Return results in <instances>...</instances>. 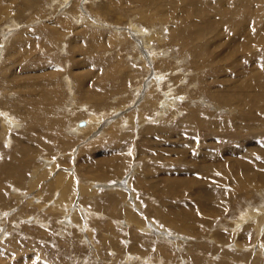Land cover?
Returning a JSON list of instances; mask_svg holds the SVG:
<instances>
[{"label": "rangeland", "instance_id": "obj_1", "mask_svg": "<svg viewBox=\"0 0 264 264\" xmlns=\"http://www.w3.org/2000/svg\"><path fill=\"white\" fill-rule=\"evenodd\" d=\"M64 1L0 0V264H264V189L229 187L216 204L223 186L206 177L226 165L214 154L264 153L245 129L208 133L236 81L250 94L232 108L252 100L242 114L264 122V0H201L178 43L167 7L164 19L138 0Z\"/></svg>", "mask_w": 264, "mask_h": 264}, {"label": "bare ground", "instance_id": "obj_2", "mask_svg": "<svg viewBox=\"0 0 264 264\" xmlns=\"http://www.w3.org/2000/svg\"><path fill=\"white\" fill-rule=\"evenodd\" d=\"M70 0H66L64 1L65 4H67ZM148 1H151V0H138V4L143 6V7H146V8H150L152 10L149 9L150 12H154L155 13V16L156 18L158 17H161V18H164V19H168V12L166 10H164V8H168L170 11H169V17L172 21V23H174V28L173 29H169V39H172L174 40V42H177L181 40V37H180V32L182 30H186V28H188V26H190V24L195 21L194 19H191L189 15H186V12H184V14H182L180 16V14L183 12V11H191V10H195V8H199V6L203 5V2L201 0H184L186 2V4H184L183 0H165V1H162V0H158L154 2V6H152L150 3H147ZM223 1V4H220L218 7H224V4H227V2H225L224 0ZM176 2L178 3V8H175V7H172L173 3ZM236 2H242L241 0L238 1L236 0ZM255 2V0H250V3H253ZM212 3H216V2H212ZM61 5V4H60ZM238 5V3H235V6L231 9V10H236L235 13H231L233 15L232 16V19H231V24L230 27L232 29H234L236 32H238L236 30V27L235 25L233 24H236L239 17H240V14H236L238 12V8H240V6H238V8L236 7ZM255 5V4H254ZM262 6V5H261ZM179 7H183L182 9L179 8ZM226 7V6H225ZM229 8V7H228ZM243 10V8H240ZM70 9H67L66 10V14H69V11ZM245 13H247L246 10H243ZM220 13L222 14V16H224V12L221 10ZM241 13V12H240ZM83 13H81L82 15ZM69 16V15H68ZM180 16L179 20H178V17ZM215 18V16H214ZM178 20V21H177ZM241 20V18H240ZM249 23V22H248ZM244 24V23H243ZM251 24V23H250ZM259 25V23L257 24ZM134 27V26H133ZM241 28V27H240ZM239 28V29H240ZM250 28V26H249ZM250 30V29H249ZM215 31V30H214ZM241 31V30H240ZM57 32V31H56ZM140 32V30L138 31ZM136 34V33H135ZM139 34V33H138ZM137 34V36H138ZM206 34V33H205ZM212 34V33H211ZM255 35V34H254ZM142 37V33L141 35H139ZM156 36H159L160 40H165L163 34H160V33H157ZM240 36H244V40H243V44L244 46L248 45L247 47L249 48L250 47V33H240ZM118 37V35H117ZM123 37V35H122ZM202 37V36H201ZM149 39V38H148ZM168 39V37H167ZM203 39V38H202ZM144 40V39H143ZM63 42V41H62ZM139 42H142V38ZM138 42L139 46L141 45L140 43ZM222 42V41H221ZM55 43V42H54ZM208 43V42H207ZM216 43V42H215ZM221 44V43H220ZM182 46H186V45H189L187 43H183L181 44ZM54 46V45H53ZM215 47V46H214ZM221 47V46H220ZM207 48V47H206ZM50 50H52V48H50ZM215 50V49H214ZM192 52V51H191ZM50 54V53H49ZM156 53H154L155 55ZM213 54V53H212ZM211 54V55H212ZM159 55V54H157ZM156 55V57H157ZM210 55V54H209ZM216 55V54H214ZM161 56V55H160ZM204 56V55H203ZM162 57V56H161ZM160 57V58H161ZM205 57V56H204ZM203 57V58H204ZM210 57V56H209ZM220 57V56H219ZM155 59V58H154ZM164 59V58H163ZM166 59V58H165ZM152 60V58H151ZM193 60V59H192ZM198 60V59H197ZM224 60V59H223ZM167 61V60H166ZM199 61V60H198ZM202 61V60H201ZM222 61V60H221ZM180 62V61H179ZM176 63V62H175ZM210 63V62H209ZM179 64V63H178ZM200 65V62L199 64ZM197 65V67H198ZM202 65V64H201ZM255 65V64H254ZM174 66V65H173ZM196 66V65H195ZM220 67L221 65H217L216 68H219V70H215V74L219 73L220 72ZM172 69V68H171ZM224 69V68H223ZM161 70V69H159ZM253 70V69H252ZM157 71V70H156ZM175 71V70H174ZM173 71V72H174ZM211 71V70H210ZM166 74V73H165ZM180 74V73H179ZM187 75V74H186ZM226 76V75H225ZM224 76V77H225ZM253 78L254 79H257L259 77V74H252ZM163 77V75H162ZM161 77V74L160 76L157 75L156 77L154 76L153 77V80L151 81L152 85H154V83L156 84H159V85H162L163 83V78ZM221 77V76H220ZM219 77V78H220ZM223 77V76H222ZM228 77V76H227ZM225 77V78H227ZM64 78L67 79V76ZM157 78V79H156ZM189 78V77H188ZM197 78V77H196ZM235 78V77H233ZM232 78V79H233ZM65 79V80H66ZM155 80V81H154ZM185 81V80H184ZM200 82V80H198ZM183 82V80H182ZM228 82V81H226ZM226 82L218 85L219 88L220 87H225V90L226 89ZM67 83L71 84L70 80L67 81ZM170 83V82H168ZM230 83V82H229ZM230 84H235V89L237 87H239L237 89V93H234L236 91L234 90H227L226 92L228 93H225V94H220L222 95V103H224V106L228 109H226V112L225 115H230V117H227L225 118L226 120H219L218 124L217 123H211L212 124V127H210V130L208 133H212V132H216V133H222L223 131L221 130L220 126L219 125H223V126H226L228 127V129L224 132V133H227L226 135L229 136V137H236V132L240 131V129H245L247 131L245 132H242L240 134H238L239 136L245 138V139H249L252 138L254 140H258V141H261L258 146H263L262 144H264V122L262 125H258L256 124V120H253L254 118V114L253 113H249L247 115H243L242 113L247 111L246 109V106H249L250 107V102H246L244 106H241V105H238V106H235L232 108L233 104L235 103H238V98L239 96H241L242 98L244 97L245 94H250V90L247 91V92H244L243 90V83L242 82H233V83H230ZM150 85V84H149ZM259 85V84H258ZM204 86V85H202ZM200 86V87H202ZM231 86L233 85H229L228 87L231 88ZM154 87V86H153ZM156 87V86H155ZM206 87V86H205ZM218 88V87H217ZM169 89V88H168ZM233 89V88H232ZM251 89V88H250ZM260 89V88H259ZM156 90V89H155ZM159 91V89H157ZM238 90H240L241 92H238ZM154 91V90H153ZM204 91V90H203ZM264 91V90H262ZM167 92V91H166ZM165 92V93H166ZM255 92V90H254ZM160 93V92H159ZM169 92H167V96ZM208 93V92H207ZM73 94V93H72ZM153 94V93H151ZM217 94V92H216ZM166 96V95H164ZM217 96V95H216ZM253 96V95H251ZM147 97V96H146ZM247 97V96H246ZM169 98V97H168ZM171 98V97H170ZM219 98V97H218ZM252 98V97H251ZM216 99V98H215ZM253 99V98H252ZM166 103L163 104L162 108L161 106H159L161 109H163L162 113L166 112V109H167V106H173L175 104V102L171 99H164ZM258 101V104L262 103V98H258L256 99ZM162 102H164L162 100ZM253 103V102H252ZM161 105V104H160ZM216 105V104H215ZM220 105V104H219ZM228 105V106H227ZM251 108V107H250ZM236 109V112L234 113V110ZM155 110V109H154ZM155 111H158V110H155ZM161 112V111H160ZM158 111V114L160 113ZM233 114V115H231ZM96 115V114H94ZM236 115V117H234ZM159 116V115H158ZM163 116V114H162ZM160 116V117H162ZM6 118V124H8L9 126L10 125H14L16 122L14 121L13 118H8V116L6 115V113H4V116L3 118ZM91 117V116H90ZM89 118V117H88ZM90 119V120H89ZM85 125H81V123H79L77 129L78 131L77 132H81L82 130L84 131L85 128H87V126L90 128V126L93 124L91 122H93V118H89ZM255 119V118H254ZM95 120V119H94ZM5 121V120H4ZM263 121H264V116H263ZM196 122H199V128L201 129L204 125L203 124H209L208 121H206L205 119H201V118H196ZM91 123V124H90ZM140 123V121H139ZM90 126H89V125ZM141 125H143V122L140 123ZM241 124H243L244 126L246 127H242L240 126ZM81 125V126H80ZM258 127H257V126ZM142 127V126H140ZM9 128V127H8ZM7 128V129H8ZM125 128V127H123ZM219 130V131H218ZM76 130H74L75 132ZM232 131H236L235 133H232ZM254 131V132H253ZM254 144V143H253ZM261 150L264 152V147H261ZM233 151H236L237 152V147L233 150ZM233 153V152H232ZM227 154H231L229 151L224 153L223 155H212L210 156L209 158L211 160H221V159H224L226 161V165L224 164L223 166H221L218 162L216 161H213L211 164V166L209 167V169L206 170V177L207 179L209 180L208 182L211 184H214L215 186L217 184H219V186H225L224 188L221 187L220 189L217 190V193H214L213 194V197L212 199L215 201L216 204H218V202L220 203V198L219 197H222L224 200L226 201H230V199L234 196V193L233 191H229V187L233 189V186H236L238 188H240L241 190L245 191V190H252V189H259V191L263 190L264 189V153H260L258 154V156L255 155L254 153V150H250V153H248L249 156H243L241 157L240 159L238 160H232L230 158H224V155H227ZM234 154V153H233ZM238 154V153H236ZM237 156V155H236ZM204 162L205 159H204ZM24 168V167H23ZM97 178H102V176H96ZM117 183H120V181H118ZM181 185V184H179ZM185 185V184H183ZM181 185V186H183ZM225 189V190H223ZM134 194V193H133ZM207 194H212V191L208 192ZM236 195V194H235ZM221 205L223 203H220ZM218 206V205H217ZM219 207V206H218ZM259 209V208H258ZM257 209V210H258ZM248 211V210H247ZM249 212V211H248ZM248 212H246L248 214ZM257 213L261 216H263L264 218V208L263 210L261 211V209L259 211H257ZM250 214V213H249ZM244 215V214H243ZM248 216V215H247ZM251 216V215H250ZM253 216V215H252ZM257 216V215H256ZM259 216H257V219H258ZM245 218V217H244ZM254 218V217H253ZM252 219V218H251ZM261 219V217H260ZM210 220V219H209ZM245 220V219H244ZM247 220V219H246ZM254 220V219H253ZM166 221V219H165ZM208 221V220H207ZM242 221V220H241ZM170 222V221H169ZM178 222V221H177ZM181 224L180 225H177L176 228L179 229V230H183L184 229V222L180 221ZM255 222V221H254ZM260 222V221H259ZM257 222V223H259ZM241 223V222H240ZM243 223V222H242ZM241 223V224H242ZM246 223V222H245ZM178 224V223H177ZM263 224V223H262ZM240 225V224H239ZM238 226V225H237ZM256 226V225H255ZM253 226V227H255ZM259 227V226H258ZM160 228V227H159ZM236 228V227H235ZM233 227V229H235ZM238 228V227H237ZM260 228V227H259ZM186 229V228H185ZM239 229V228H238ZM236 231V229H235ZM259 231V230H258ZM257 240V239H256ZM258 241V240H257ZM239 243V242H238ZM237 243V244H238ZM258 244V243H257ZM240 250V249H239ZM242 250V249H241ZM260 250V249H259ZM238 252V251H237ZM240 252V251H239ZM261 252V250H260Z\"/></svg>", "mask_w": 264, "mask_h": 264}, {"label": "water", "instance_id": "obj_3", "mask_svg": "<svg viewBox=\"0 0 264 264\" xmlns=\"http://www.w3.org/2000/svg\"><path fill=\"white\" fill-rule=\"evenodd\" d=\"M81 123V125H84L85 123L84 122H80Z\"/></svg>", "mask_w": 264, "mask_h": 264}]
</instances>
